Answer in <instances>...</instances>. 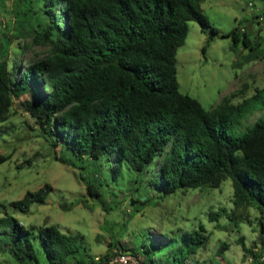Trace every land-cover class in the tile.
<instances>
[{
	"label": "trees",
	"instance_id": "16d2710c",
	"mask_svg": "<svg viewBox=\"0 0 264 264\" xmlns=\"http://www.w3.org/2000/svg\"><path fill=\"white\" fill-rule=\"evenodd\" d=\"M202 1L43 0L48 22L35 25L33 0H15L12 26L0 38V124L13 95L27 92L25 110L50 137L54 158L73 168L84 186L78 201L89 209L96 201L108 212L128 200L132 218L147 206L151 195L141 199L140 194L148 186L159 187V196L165 197L177 190L217 188L230 179L229 216L250 221V210L256 209L258 240L264 246V113L240 136L230 132L237 122L232 117L255 107L263 90L238 104L223 97L207 110L179 90L176 75L177 48L185 41L189 21L211 30L207 42L219 36L230 38L232 49L240 44L246 62L264 57V50L244 30L219 33L202 13ZM19 39L47 46V51L21 65L17 57L25 46L12 47ZM6 159L0 156V161ZM123 168L133 176V190L116 184ZM51 190L45 183L9 207L26 212ZM221 209L210 211L209 219L227 213ZM77 237L52 224L27 228L6 214L0 217V264H40L39 255L48 264L109 262V252L93 258ZM207 240L200 224L183 232L169 253L184 264ZM238 242L244 255L253 256L252 264H263V250L254 252L242 236ZM109 243L138 259L136 249ZM226 246L222 243L219 252Z\"/></svg>",
	"mask_w": 264,
	"mask_h": 264
},
{
	"label": "rangeland",
	"instance_id": "374dc122",
	"mask_svg": "<svg viewBox=\"0 0 264 264\" xmlns=\"http://www.w3.org/2000/svg\"><path fill=\"white\" fill-rule=\"evenodd\" d=\"M14 1L0 0V38L12 26ZM42 2L33 0L37 11L35 25L48 22V16L41 11ZM200 9L219 33H228L234 28L244 30L250 39L259 41L264 50V0H203ZM210 34L209 28L202 29L196 21L188 22L185 41L176 54L179 90L196 98L209 110L223 97L238 104L262 89L253 101L255 107L232 117L237 122L232 124L230 132L240 136L246 126L252 125L264 113V57L246 62L243 58L246 50L240 44L232 49L231 39L219 36L207 42ZM17 45L25 46L23 53L14 52L16 56L20 54L21 58L18 56L17 60L21 65L47 51V46L35 45L29 39L15 40L12 47ZM28 98L24 91L13 95L8 117L0 124V156L7 158L0 161V217L12 215L27 228L56 225L62 233L78 235L77 242L93 258L106 252L111 255L117 246L109 248V242L122 243L137 250L138 259L133 255L136 260L128 264H140L145 258L149 264L150 258L155 264H181L179 259H173V249L180 243L183 232L193 231L200 224L204 226L208 240L184 264H252L253 256L243 254L238 242L240 236L254 252L263 250L264 256V246L258 240V211L251 208L250 221L229 216L233 207L230 179H225L217 188L177 190L165 197L159 196L162 191L159 187L148 186L147 192L140 195L141 199L148 194L151 198L132 218L127 213L128 200L108 212L96 201H93V209L82 205L78 200L84 194L83 184L73 175L72 167L54 158L50 137L43 133L22 104ZM132 178L130 171L123 168L116 184L126 191L133 190ZM45 183H49L52 190L44 201L33 202L26 212L9 207L11 201ZM221 208L227 213L210 220L208 213ZM33 242L38 245L37 240ZM222 243L227 246L219 252ZM171 249L173 251L169 253ZM39 256L40 264H48L43 255ZM3 259L0 255V263Z\"/></svg>",
	"mask_w": 264,
	"mask_h": 264
},
{
	"label": "built area",
	"instance_id": "2783aa9c",
	"mask_svg": "<svg viewBox=\"0 0 264 264\" xmlns=\"http://www.w3.org/2000/svg\"><path fill=\"white\" fill-rule=\"evenodd\" d=\"M96 259H98V256H96ZM134 260H136V258L132 254L117 249L114 250L109 257V262L120 264H128L131 261L134 262Z\"/></svg>",
	"mask_w": 264,
	"mask_h": 264
}]
</instances>
